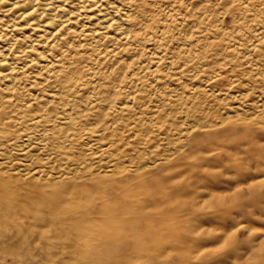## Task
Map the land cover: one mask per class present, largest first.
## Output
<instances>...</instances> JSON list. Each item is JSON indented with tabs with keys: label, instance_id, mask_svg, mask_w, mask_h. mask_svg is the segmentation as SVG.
<instances>
[{
	"label": "bare ground",
	"instance_id": "1",
	"mask_svg": "<svg viewBox=\"0 0 264 264\" xmlns=\"http://www.w3.org/2000/svg\"><path fill=\"white\" fill-rule=\"evenodd\" d=\"M208 1L188 32L170 30L171 24L177 28L190 22L192 13L181 11L179 0H173L166 14L170 18L162 21L156 35L135 29L138 39L146 36L147 44L137 49L146 59L111 89L114 63L127 55L123 49L135 47L127 33L121 42L108 27L119 23V7L114 14L94 6L101 0H66L63 5L40 0V6L29 0L36 8L29 19L24 6L15 7L24 0H0L1 249L25 250L28 264H199L191 233L204 230L195 217L210 207L205 205L209 199L198 197L197 191L208 190L209 181L216 183L224 171L239 173L226 170L223 165L228 164L247 166L235 184L264 183V178H256L264 162L258 151L253 153L264 146L257 140L264 135V89L242 91L238 74L221 86V74L201 63L226 40L230 57H222L218 65L231 70L236 57L264 80V17H256L258 10L264 11V0H259L260 7H252L254 0ZM49 3L56 7L49 8ZM226 6L251 18L245 15L222 26L215 15ZM129 14L125 10L124 15ZM249 32L246 41L235 37ZM250 38L255 41L248 43ZM134 58L128 59L129 65ZM162 60L170 68L180 61L178 66L194 74L193 80L200 77L199 84L193 83L194 90L184 96L185 87L178 88L184 81L164 78L175 72L162 69L165 75L153 79L150 73L161 70ZM145 84L156 87L145 94ZM202 92L218 96L220 115L209 119L207 111L195 105ZM252 127L257 130L254 141L224 134L225 129ZM197 129L208 144L193 151L191 136ZM201 155L218 156L223 164L205 163ZM215 190L211 188L209 196H215ZM220 206L216 201L208 212H228L222 207L217 214ZM165 244L178 250L174 263L167 261L168 252L161 257L153 253Z\"/></svg>",
	"mask_w": 264,
	"mask_h": 264
},
{
	"label": "rangeland",
	"instance_id": "2",
	"mask_svg": "<svg viewBox=\"0 0 264 264\" xmlns=\"http://www.w3.org/2000/svg\"><path fill=\"white\" fill-rule=\"evenodd\" d=\"M254 1L256 2V4L253 5L252 7H260V5H258L259 0H254ZM137 2H139V0H137ZM208 2H209L208 0H199V2H197V0H183V6L181 7V11L184 12V10H182L184 8L186 10L185 13H187V14L192 13L189 16L190 19L188 18V20H190V22L187 24L179 25V26H177V28L173 27L171 24L170 25L171 26L170 27L171 33L173 34L177 30L178 31L185 30V32H188L189 28H191V26L193 24L192 22L200 19V14L208 6ZM151 3H152V0H146L145 7H143L141 9V11L143 13V19H142L141 27H139L138 29L140 31L145 29V32H149V33H152L153 35H156L157 33L155 31L162 26V21L163 20L165 21V19L167 20L168 18H170L169 16L166 17V14L169 12L168 9H170L172 7H165V3H167V0H155V3L161 6L160 10L157 12L156 9H159V8L152 7ZM171 3L174 7L173 0H171ZM193 4L195 5V7H193ZM226 7L227 8L224 9L223 12L215 15V16H217V19H218L217 22L222 26H231L232 24L235 23L236 20L242 19L243 17H245V15H246L247 19L251 18L250 15L243 13L242 10H240L239 8H236L234 6H226ZM260 11L261 10H258L257 15H256V17L258 19L264 17V11L263 12H260ZM248 34L250 35V32L247 34H243V35L237 34V35H235V37L238 39H239V37H241L243 40L246 41L249 37ZM142 37L143 38H141V40H142L143 44H147L146 36H144V34H143ZM253 40H254V38H250L248 40L249 41L248 43L252 42ZM227 45L229 46V43L226 42V40L221 41V43H219L218 45L215 46L216 49L213 51V54H212L213 56L205 57L201 61V63L204 62V63L209 65V68L211 69V73H220L221 74L222 78L219 81V83H220L219 85L226 86L229 83L230 79L235 77L233 75V77L230 78L231 74H238L239 76H241L239 88H241L242 91L245 89H254L257 91L264 89V80L257 79V78H255V76H253V74L251 72H248L247 71L248 67L245 64H242L243 60H240L239 58L233 57L231 70H228L229 66L218 65V62H220V60H222V57L226 56L225 57L226 59H229V57H230L227 54V51L225 49V46H227ZM209 51H211V49L208 50L207 53ZM239 51H241V50H238L235 52L238 54L237 56H240L242 54V52H239ZM125 54H127V55L123 56L122 57L123 59L119 63H114L115 64V66H114L115 72L111 75V79H110L111 80V82H110L111 83V89L114 87H117V83H119L122 79L125 80L124 75H127V73L129 71H131L132 68L138 67V62L141 59H143V60L146 59V56L135 57L133 60V61H135V63L131 64L132 62H130L131 65H129L127 57L130 55V53L125 52ZM114 60H116V59H114ZM109 63L110 64L113 63V60L110 61ZM179 63H181V62L180 61L177 62L175 65H173V67L178 65ZM122 64H123V68H121ZM160 72L165 75L166 72L171 73L174 71H170L169 69H167L165 72L161 69ZM151 79L152 78H150V80ZM124 80L120 82V85L124 82ZM162 81L163 80H161V79L159 80V82L161 83V84H159V86H161V85L164 86ZM181 81L182 82L184 81V84L186 83L184 91L182 93L185 96V95H187L185 93H187L189 91L188 85L189 84L192 85L193 83L197 85V84H199L200 79L198 80L199 82L196 79L195 80L191 79L190 81H188V80H185L184 77H181L180 82ZM169 82L171 83V81H169ZM146 83H148V81ZM158 83H156V84L154 83V84L157 86ZM156 86H148L147 84H145V85L141 86V89H142L143 93L148 94V92H152L154 90L153 87H156ZM163 86H161V87H163ZM157 89H158V86L156 87L155 92H160V88L158 90ZM124 91L127 92L128 90L125 89ZM252 92L254 93V91H252ZM111 93H112V90H111ZM163 95L164 94H162V96ZM45 97H46V95H45ZM190 100L191 99H187V102ZM194 100L196 102L195 105L201 106V108H200L201 111H203V112L207 111V114H208L207 116L209 119H213V117L216 115V113H217V115H220L221 110H219V108L221 107V105H220L221 103H220L218 96L209 98L206 96V94L204 95V93L202 92V94L198 95ZM202 100H203V102H201ZM176 120L177 119H175V121ZM261 136H264V135H261ZM261 136H257V140H258L259 144L264 145V139H261ZM224 173H225V175H223ZM238 174H240V173H232V172L227 173V171H224L223 173L219 174L216 177V183L219 185L221 184V185H220V187H215L218 189V190H215V196L213 195V197L212 196L202 197L203 199H206V200L209 199V200H207L208 203L206 202V204H205L207 206V208L210 207V208L206 209L207 212L209 209H211V207L215 206L216 203L214 204L213 200H216L217 198L218 199L216 201L217 202L219 201L221 204V206L219 208H217V210H218L217 214H221V212L223 211V210H221L222 207H227L228 208L227 211L238 210V209H234V206H233V202L236 201V196L233 195L232 198H226V196H225L226 193H230V192L235 193L236 190H240L243 193V195H242L243 200L240 201L236 206H243L245 204H247L250 208L253 205L264 206V191H262V185H264V183L263 182L262 183L261 182H252L253 185H252V183H249L250 184L249 185L248 183L245 182V180H239V183L237 182L236 184L237 185L240 184L242 186H239V187L237 186L238 188H236V187H234V185H236V184L231 183V182L233 180L236 181ZM256 178H261V177L259 175H257ZM230 183H231V186H233V187H229ZM254 184L255 185L258 184L259 187H256L258 185L255 186ZM250 186H254V187H250ZM245 189H247V190L245 191ZM222 193H223V195H222ZM212 204H213V206H211ZM212 210H213V208H212ZM212 210H210V211H212ZM207 212H204V213H207ZM209 214H211V213H209ZM256 215L259 216V212H256ZM203 224H204L203 225V227H204L203 231H200L198 233V231L196 230V232H194V234H193V232L191 233L193 238H196L193 240V242L195 244L193 245L192 251L196 252V250H197L196 253H198V251H199V254H200V249H199L200 247H198V242L200 241L201 237L206 236L207 234H208L207 236H209V235L211 236L213 233L218 231V229L215 228L211 224H205V223H203ZM256 226L257 227L260 226L259 222L256 223ZM206 227H207V229H205ZM207 230H208V233H207ZM204 234H206V235H204ZM260 240H264V237H261ZM260 240L257 241V247L259 246ZM167 244H165L163 247H160V248H153V249H156L153 251V253L155 252V254L157 253V255H160V257H161L163 254L165 255L168 252V253H170V254L167 253L168 254L167 257L169 258V260L167 257H165V259L167 258L168 262L174 263L177 260L178 250H177V248L172 247V245H167ZM186 244H189V242H187ZM186 244H184V245H186ZM143 249H145V248H143ZM201 249H203V248L201 247ZM0 251H1V253H0V264H28L23 259V254L25 253L24 252L25 250H23L17 246H10L7 248H2V249L0 248ZM172 256L175 258H173ZM233 260L236 262V264H249L250 261H251V264H259V260L257 261L255 257H251L248 254H246L242 258L233 257ZM140 263H142V262H140Z\"/></svg>",
	"mask_w": 264,
	"mask_h": 264
},
{
	"label": "snow or ice",
	"instance_id": "3",
	"mask_svg": "<svg viewBox=\"0 0 264 264\" xmlns=\"http://www.w3.org/2000/svg\"><path fill=\"white\" fill-rule=\"evenodd\" d=\"M33 2L37 6H40V0H33ZM58 2L63 5L64 3H66V0H58ZM197 2H199V0H197ZM145 3L146 0H139V2H137V0H112L110 4L109 0H101L100 4H94L95 7L106 8L108 11H111L114 14L116 13V8H120V12L117 14V20L119 21V23H109L108 27L121 37V42H124L123 36L125 33H127L128 42L135 45L134 48L126 47L125 49H123L124 52L130 53V55L127 57V59L129 60H132L133 57L139 56V51L137 49L144 46L142 40L138 39L135 29L141 27L143 19V13L141 9L145 7ZM179 4L183 6V0H179ZM22 6H24L25 15L29 19H31L32 13L36 12V8L32 7V3H30L29 0H24V5H15L17 9L21 8ZM151 6L158 7L159 5L155 3V0H152ZM48 7L55 8L56 5L49 3ZM165 7H173V5L171 4V0H167V3H165ZM193 7H195L194 4ZM29 8H31L30 12L28 11ZM125 10H127L130 14L125 16ZM133 11H135L136 13L135 16L131 15ZM121 17H123V19H121ZM97 19H99V17ZM33 23H35V21H33ZM48 23L52 24L56 23V21L50 20L48 21ZM121 24L125 25L123 29H121ZM49 39H51V34H49ZM37 43H39V41H37ZM4 63L7 64V61H4ZM34 63H38V61H34ZM138 63L143 64L144 60L141 59ZM155 66V63H153L152 67L154 68ZM121 68H123V64L121 65ZM160 68L169 69L170 71H174L176 73V75L174 76L168 75L164 77L169 81H178L181 76H183L185 80L190 81L194 76V74L189 75L188 72H186L183 68H180L178 65L170 68L167 60L160 61ZM150 74L153 79L164 76V74L159 70H157L156 72H151ZM129 75L131 74L129 73ZM195 79L198 81L200 77L196 76ZM217 79H219V77H217ZM233 79H235V77H233ZM211 82L212 81L209 80V84H211ZM237 83H239V81H237ZM229 86L232 87L233 85ZM183 87H185L183 83L178 84V88ZM188 88L189 90H194V86H192L191 84L188 85ZM205 94L211 95V93ZM262 130H264V125H262ZM256 131L257 130L254 127L244 129L239 132L232 128H229L224 130V134L226 136H230L234 140L246 138L247 142V140L254 141ZM261 139H264V136H261ZM191 142L194 146L191 149L193 151H195L201 145L208 144V140L204 135L201 134L198 129L195 130V134L191 136ZM209 147H215V145H209ZM256 151L260 153L261 162H264V147L254 149L253 153ZM229 157L230 159L232 158L231 156ZM200 158L205 163L223 164V161H221L220 157L218 156L201 155ZM248 158L252 159L254 158V155L248 154ZM223 166L226 170L235 169L241 175L245 174V169L247 167L244 163H241L239 165L228 164ZM257 174L260 177L264 178V168H260ZM235 182L236 181L233 180L231 183ZM231 183L229 187H231ZM206 187L208 190L197 191L198 197L211 195L210 189L214 187H220V185L210 180ZM246 190L247 189H245V191ZM262 191H264V185H262ZM233 195L236 196V201L233 202V206L234 209L238 210L228 211L223 215L200 213L195 217V222L211 224L218 229V231L213 233L211 236H202L200 241L198 242V247L203 248V251L200 252V255L197 258L199 264H235L233 257L242 258L246 254L250 255L251 257L264 256V251L257 249V241L260 240L261 237H264V206L253 205L251 208L247 204L243 206H236L240 201L243 200V193L240 190H236L235 193L230 192L225 194L226 198H232ZM213 203L215 204L216 201L213 200ZM256 212H259V216L256 215ZM257 222H259V227L256 226ZM245 233H248V235L245 236ZM249 264H251V261L249 262Z\"/></svg>",
	"mask_w": 264,
	"mask_h": 264
},
{
	"label": "clouds",
	"instance_id": "4",
	"mask_svg": "<svg viewBox=\"0 0 264 264\" xmlns=\"http://www.w3.org/2000/svg\"><path fill=\"white\" fill-rule=\"evenodd\" d=\"M244 235L247 236L248 233H245ZM257 249L264 251V240L259 241V246L257 247ZM259 264H264V256L260 257Z\"/></svg>",
	"mask_w": 264,
	"mask_h": 264
}]
</instances>
